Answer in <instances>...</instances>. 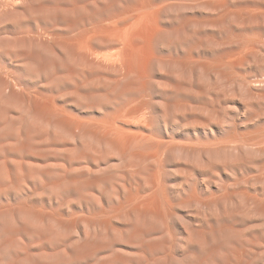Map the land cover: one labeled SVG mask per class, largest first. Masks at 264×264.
<instances>
[{"label":"rangeland","instance_id":"rangeland-1","mask_svg":"<svg viewBox=\"0 0 264 264\" xmlns=\"http://www.w3.org/2000/svg\"><path fill=\"white\" fill-rule=\"evenodd\" d=\"M0 264H264V0H0Z\"/></svg>","mask_w":264,"mask_h":264},{"label":"bare ground","instance_id":"bare-ground-1","mask_svg":"<svg viewBox=\"0 0 264 264\" xmlns=\"http://www.w3.org/2000/svg\"><path fill=\"white\" fill-rule=\"evenodd\" d=\"M91 2H92V1H91ZM73 3H76V2H73ZM73 3H71V4L73 5ZM89 3H90V2H89ZM95 3H96V2H95ZM79 4H80V3H79ZM79 4H77V5H79ZM83 4H87V3H83ZM93 4H94V2H93ZM74 6H75V4H74ZM72 7H73V6H72ZM77 7H78V6H77ZM86 7H87V6H86ZM86 7H85L84 9H86ZM108 7H110V6H108ZM108 7H107V8H108ZM124 7H125V6H124ZM124 7H123V9H122L123 12H127V11L124 9ZM126 7L129 8V7H131V5H130V6H126ZM66 8H67V7H66ZM68 8H69V7H68ZM87 8H88V7H87ZM127 8H126V9H127ZM132 8H133V6H132ZM132 8H130V9H132ZM64 9H65V8H64ZM104 9H105V8H104ZM68 10H70V9H68ZM72 10H73V9H72ZM76 10H78V8H77ZM79 10H80V9H79ZM124 10H125V11H124ZM127 10H128V9H127ZM74 11H75V10H74ZM100 11H101V10H100ZM130 11H131V10H130ZM130 11H129V12H130ZM101 12H102V11H101ZM73 14H74V13H73ZM101 14H102V13H101ZM103 14H104V13H103ZM115 14H116V13H115ZM125 14H126V13H125ZM125 14H124V15H125ZM128 14H129V13H128ZM116 15H117V14H116ZM124 15H123V16H124ZM112 16H114V15H112ZM117 16H118V15H117ZM117 16H116V17H117ZM128 16H129V15H128ZM88 17H89V16H88ZM109 17H110V19L112 18L111 16H109ZM109 17H108V18H109ZM120 17H122V15H120L118 18H120ZM129 17H130V16H129ZM133 17H134V16H133ZM80 18H81V17H80ZM83 18H84V17H83ZM105 18H106V17H105ZM131 18H132V16H131ZM134 18H136V16H135ZM139 18L141 19V17H138V18L136 19L135 23H137V20L139 21ZM102 19H103V18H102ZM113 19H117V18H115V16H114ZM75 20H76V19H75ZM80 20H81V19H80ZM108 20H109V19H108ZM108 20H107V21H108ZM111 20H112V19H111ZM124 20H126V19H124ZM128 20H129V19H128ZM134 20H135V19H134ZM134 20H132V21H134ZM78 21H79V19L77 20V22H78ZM97 21H98V20H97ZM104 21H106V20L103 19V20L101 21V22H102L101 24L106 23V22H104ZM141 21H143V20H141ZM141 21H139V22H141ZM71 22H72V20H71ZM77 22H75L74 24H76ZM81 22H82V21H81ZM109 22H110V21H109ZM72 23H73V22H72ZM72 23H69V24H70V28H71V26H74ZM78 23H79V22H78ZM95 23L98 24V22H95ZM115 23H116V22H115ZM115 23H114V25L118 26L117 23H116V24H115ZM127 23H128V22H127ZM81 24H82V23H81ZM81 24H80V25H81ZM84 24H85V23H84ZM87 24H88V23H87ZM106 24H107V23H106ZM123 24H124V26H125V23H123ZM142 24H143V23H142ZM92 25H95V24H92ZM92 25H91V26H92ZM104 25H105V24H104ZM108 25H110L111 28H112V25H111V24H108ZM75 26H76V25H75ZM75 26H74V27H75ZM83 26H84V25L82 24L81 27H83ZM110 26L107 27V29H106L107 31H109V30L111 29ZM143 26H144V25H143ZM64 27L67 28L68 26H64ZM98 27H99V26H98ZM103 27L105 28V26H103ZM103 27H101V28H103ZM118 27L120 28V25H119ZM122 27H123V26H121V28H122ZM132 27H133V26H132ZM136 27H137V26H136ZM88 28H89V27H88ZM96 28H97V27H91V29L86 30L83 34H79V37H77V36H78V33H80V32H78L77 34H75L76 36L74 35L75 38L77 37V38H81V39H83V38L86 39V36L89 35V36H88L89 39H88V40L86 39V41L84 40L85 42H83V44H82V42H80V44L82 45V47H81V46H80L81 48L78 47V49L80 50V52H79V53H80V56H82L81 58H83V52L85 51L84 56H86V59H87V60H85V57H84V58H83V59H84L83 61H86L87 64H88V63L91 64V62H89V61H93V62H92L93 64H95V63L97 64L99 61L104 62V61L106 60V58H104L105 60L102 61V59H101L102 55H99L100 57H99V56H98V57H95L96 52H95V50L91 47V44H92L93 42L104 43V42H107V41H110V42H111L112 40H115V41H116V40L118 39L117 43H118L119 45H122V46H123V51H124V49H126L127 46H128V40H129V39H128V35H127V33H124V31L127 32L125 28H122V29L124 30V31H122L124 34H118L117 32H113V33H111L113 30L110 31V32H107V31L104 30V29L101 30V28H97V29H96ZM108 28H109V30H108ZM126 28H128V30L132 32V30H130V29H131L130 26H129V27H126ZM129 28H130V29H129ZM139 28H140V27H139ZM143 28H144V27H143ZM71 29H74V28H71ZM112 29H114V31H116V28H115V27H113ZM132 29H133V28H132ZM134 29H135V28H134ZM74 30H75V29H74ZM103 30H104V31H103ZM75 32H76V31H75ZM81 32H82V31H81ZM118 32H119V31H118ZM135 32H136V30L133 31V33H135ZM137 32H138V31H137ZM73 33H74V32H73ZM115 33H116L117 35H116ZM120 33H121V32H120ZM133 33H132V34H133ZM58 34H59V33H58ZM128 34H129V32H128ZM154 34H155V33H154ZM154 34H153V36H154ZM51 35H52V34H51ZM81 35H83V37H82ZM114 35H116L117 37L114 36ZM130 35H131V34H130ZM139 35H140V34H139ZM139 35H138L137 33L135 34L136 37H137V36L139 37ZM80 36H81V37H80ZM84 36H85V37H84ZM142 36H143V34H142ZM142 36H141V37H142ZM131 37H132V39L134 38L132 35H131ZM131 37H130V38H131ZM72 38H73V40H74V37H71V39H72ZM114 38H116V39H114ZM153 38H154V37H153ZM259 38H260V37H259ZM67 39L69 40L70 37H68ZM141 39L143 40V37H142ZM63 40H64L63 42H66V41H65V40H66L65 38H64ZM68 40H67V41H68ZM76 40H77V39H75V42H76ZM78 40L80 41V39H78ZM130 40H131V39H130ZM257 40H258V38H257ZM81 41H82V40H81ZM115 41H114V43H115ZM138 41H139V40H138ZM63 42H61V44H62ZM145 42H146V41H145ZM130 43H131V41H130ZM138 43H139V42H138ZM140 43H141V42H140ZM140 43H139V44H140ZM71 44H74V43H71ZM75 44H78V41H77ZM104 44H105V43H104ZM106 44H107V43H106ZM132 44H133V43H132ZM134 44H136V43H134ZM134 44H133V48H136V47H135L136 45L134 46ZM139 44H138V45H139ZM67 45L69 46L70 44H67ZM108 45H109V44H108ZM116 45H117V44H116ZM130 45H131V44H130ZM68 46H66L67 49H68ZM96 46H97V45H96ZM105 46L108 47L107 45H105ZM109 46H110V45H109ZM97 47H99V46H97ZM128 47H129V46H128ZM131 47H132V46H131ZM70 48H71V47H70ZM73 48H74V46H72L71 49H72L73 51H72V50H71V51H72V52H75L74 54H77L78 51H77V50L74 51L75 48H74V49H73ZM83 48H84V50H83ZM99 48H100V47H99ZM113 48H116V47L114 46ZM118 48H119V47H118ZM137 48H139V46H137ZM76 49H77V48H76ZM81 49H82V51H83L82 53H81ZM128 49H129V48H128ZM139 49H140V48H139ZM139 49H136L135 51H140ZM104 50H105V49L103 48V52H102L103 54L105 53ZM141 50H144V49L142 48ZM98 51H99V49H98ZM101 51H102V50H101ZM101 51H100V52H101ZM106 51H107V50H106ZM109 51H110V50H109ZM135 51H133V53H135ZM116 52H119V50H116ZM121 52H122V50H121ZM121 52H120V53H121ZM126 52H128V51L126 50ZM130 52H131V51H130ZM141 52H143V51H141ZM141 52H140V53H141ZM70 53H71V52H70ZM98 53H99V52H98ZM106 53H107V52H106ZM108 53H110V52H108ZM112 53H114V52H112ZM122 53H123V52H122ZM100 54H101V53H100ZM128 54H129V53H128ZM128 54H126V53L124 54V53H123L124 56H125V55H128ZM131 54H132V53H130L129 55L131 56ZM138 54H139V53H138ZM138 54H136V55H138ZM71 55H72V53H71ZM105 55H108V54H105ZM120 55H121V54H119V56H120ZM129 55H128V56H129ZM136 55H135V56L132 55V57H131L132 60H133L134 58H137V57H138V56L136 57ZM76 56H79V55H76ZM76 56H75L74 58H76ZM89 56H92V58L90 57L92 60H89V61H88V59H90ZM93 56H94L95 58H94ZM96 56H97V55H96ZM133 56H134V57H133ZM142 56H143V55H141L140 58H143ZM87 57H88V58H87ZM106 57H107V56H106ZM120 57H122V56H120ZM120 57H119V60L122 59V58H120ZM97 58H98V60H97ZM99 58H100L101 60H99ZM110 58H111V57H110ZM126 58H127V56H126L125 58H123V60L125 59L124 62H126L127 59L130 60V58H127V59H126ZM140 58H139V60H140ZM77 59H78V58H77ZM94 59H95V63H94ZM111 59H113V61L115 60L114 58H111ZM78 60H79V59H78ZM96 60H97L98 62H96ZM119 60H118V61H119ZM132 60H131V63L134 62V61L136 62V60H138V58H137L136 60L134 59V61H132ZM81 61H82V60H81ZM83 61H82V62H83ZM113 61H111L112 63H110V60H109V63H107V64H110V65L112 66V64L114 63ZM144 61H145V60H144ZM144 61H142V62H144ZM101 62H100V63H101ZM124 62H123V61L121 62V63H122V66H121V67L124 66L123 68L126 69V67H128V65L125 66V64H126V63L129 64L130 62H128V61H127L126 63H124ZM147 62H148V61H146V62H144V63L147 64ZM104 63H105V62H104ZM118 63H119V62H118ZM131 63L129 64V66H132ZM136 63L139 64L140 67H141V66L143 67V65H140V64H142L141 62H140V63L136 62ZM144 63H143V64H144ZM102 64H103V63H102ZM102 64H101V65H102ZM134 64H135V63H134ZM145 64H144V66H145ZM98 65H99V64H98ZM101 65H100V66H101ZM115 65L118 66V64H117L116 62H115ZM119 65H121V64H119ZM102 66H103V65H102ZM102 66H101V68H102V72H101V74L103 73V68H104V67L106 68L107 65L104 64V67H102ZM111 66H110V67H109V65L107 66V67L109 68V70H110V68H112ZM116 66H115V67H116ZM86 67H87V65H86ZM134 67H136V65L132 66V69H131V70H134V69H133ZM140 67H138V65H137L138 70H139V69L142 70ZM145 67H146V66H145ZM145 67H144V68H145ZM81 68H83V67L81 66V67H80V70H81ZM113 68H114V64H113ZM129 68H130V67H129ZM129 68H128V69H129ZM144 68H143V69H144ZM83 69L86 70L87 68H86V69L83 68ZM117 69H118V68H117ZM119 69H121V68L119 67ZM119 69H118V70H119ZM128 69H126V71L123 69V72H122V73L124 74V71H125V73H127V70H128ZM71 70L73 71L72 68H70L68 71L70 72ZM87 70H89V69H87ZM94 70L98 71L97 68L95 69V67H94ZM94 70H93V71H94ZM106 70H107V68H106ZM109 70H108V71H109ZM111 70H112V69H111ZM114 70H115V69H114ZM129 70H130V69H129ZM131 70L128 71L129 73H127V75H128V74L130 75L131 72H132L131 75L133 74L134 71H131ZM138 70H137V71H138ZM140 70H139V72H141ZM89 71H90V70H89ZM89 71H88V72H89ZM96 71H95V73H96ZM120 71H121V70H119V72H120ZM144 71H145V69H144ZM144 71H142L141 74H143V76L145 77V75H144V74H145ZM69 72H68V73H69ZM80 72H81V71H80ZM110 72H111V71H110ZM145 72H147V70H146ZM73 73H74V72L69 73V75H70V74H73ZM82 73H83V72H82ZM84 73H85V72H84ZM89 73H90V72H89ZM98 73H100V72H98ZM104 73H105V75H106V72H104ZM104 73H103V75H104ZM111 73H112V72H111ZM117 73H118V72H117ZM117 73H116V74H117ZM136 73H138V72H136ZM87 74H88V73H87ZM107 74H109V73L107 72ZM114 74H115V73H114ZM118 74H119V73H118ZM134 74H135V73H134ZM73 75H74V74H73ZM76 75H77V74H76ZM96 75H97V73H96ZM96 75H94V76H96ZM103 75H98V76H99V77L101 76L100 79H104V78H102V77H105V75H104V76H103ZM119 75H121V72H120ZM124 75H125V74H124ZM124 75H123V76H124ZM127 75H126V76H127ZM78 76H79V75H78ZM80 76H81V73H80ZM106 76H107V75H106ZM113 76H114V75H113ZM126 76H125V79H126ZM146 76H147V74H146ZM87 77H88V75H87ZM87 77H86V79H87ZM107 77H108V76H107ZM109 77H110V76H109ZM109 77H108V78H109ZM130 77H131V76H130ZM140 77H141V76H140ZM144 77H143V78H144ZM77 78L79 79V77H77ZM81 78H82V77H81ZM95 78H96V77H95ZM105 78H106V77H105ZM119 78H120V76H119ZM123 78H124V77H123ZM137 78H139V77L136 76L135 79H137ZM86 79H85V81H87V80H88V81H91V80H89V79H93V76H92V78H89V79H87V80H86ZM98 79H99V78H98ZM112 79H115V80L117 79V81H118V78H117V77H116V78H113V77H112ZM140 79H141V78H140ZM104 80H106V79H104ZM121 80H122V76H121ZM121 80H120V81H121ZM142 80H143V79H142ZM83 81H84V80H83ZM108 81H110V79H109ZM145 81H146V80H145ZM145 81H144V83L141 82L144 86H145ZM93 82H94V81H93ZM93 82H92V83H93ZM100 82H101V81H100ZM103 82H105V81H103ZM113 82L115 83V81H112V83H113ZM128 82H129V81H128ZM110 83H111V81H110ZM117 83H118V82H117ZM93 84H94V83H93ZM118 84H119V83H118ZM108 85H109V84H108ZM115 86H117L116 83H115ZM144 86H143V89H144ZM113 87H114V86H113ZM141 87H142V86H141ZM75 91H76V90H75ZM93 94H94V92H93ZM91 96H92V94H91ZM107 96H108V95H107ZM92 97H94V96H92ZM92 97H91V98H92ZM132 104H133V102H132ZM132 104H131V105H132ZM126 106H127V105H126ZM126 106H125V107H126ZM126 108H128V107H126ZM126 108H125V109H126ZM121 110H122V108H121ZM123 110H124V107H123ZM123 110H122V112H123ZM133 110H135V109H133ZM133 110H132V111H133ZM136 110H137V109H136ZM136 110H135V112L137 113ZM132 111L129 112V111L127 110V112L131 113V116L133 115V114H132ZM120 113H121V111H120ZM133 113H134V112H133ZM134 114H135V113H134ZM122 115H123V114H122ZM127 115H128V113H127ZM120 117H121V116H120ZM117 118H118V117H117ZM116 120H117V119H116Z\"/></svg>","mask_w":264,"mask_h":264}]
</instances>
